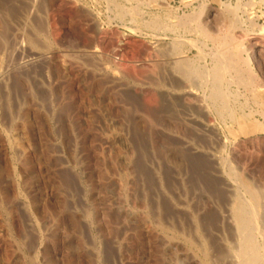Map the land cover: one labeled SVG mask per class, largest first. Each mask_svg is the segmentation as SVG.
<instances>
[{
	"label": "rangeland",
	"instance_id": "rangeland-1",
	"mask_svg": "<svg viewBox=\"0 0 264 264\" xmlns=\"http://www.w3.org/2000/svg\"><path fill=\"white\" fill-rule=\"evenodd\" d=\"M144 1L0 0V264H168L158 237L198 249L191 219L227 264L231 178L264 213V0ZM224 36L251 80L227 75L221 115L175 62L208 71Z\"/></svg>",
	"mask_w": 264,
	"mask_h": 264
},
{
	"label": "bare ground",
	"instance_id": "bare-ground-1",
	"mask_svg": "<svg viewBox=\"0 0 264 264\" xmlns=\"http://www.w3.org/2000/svg\"><path fill=\"white\" fill-rule=\"evenodd\" d=\"M144 1V0H143ZM153 1V0H152ZM163 1V0H162ZM251 1V0H250ZM145 2V1H144ZM249 2V1H248ZM252 2V1H251ZM141 3V2H140ZM164 3V2H163ZM162 3V4H163ZM112 4V3H111ZM148 4V3H146ZM161 4V3H160ZM248 4V3H247ZM251 5V4H250ZM10 6V5H9ZM145 6V5H144ZM148 6V5H147ZM247 7V6H246ZM245 7V8H246ZM6 8V7H5ZM4 9V8H3ZM117 9V8H116ZM166 9V7H165ZM133 9H129L127 10L128 13H130L131 15L136 14L134 11H132ZM164 10V9H163ZM5 11V10H4ZM229 11V10H228ZM121 13H123L124 11L121 8ZM140 12V11H139ZM127 13V12H126ZM165 13V12H164ZM163 13V14H164ZM228 13V12H227ZM230 13V12H229ZM235 13V12H234ZM249 13V12H248ZM125 14V13H124ZM167 14V13H166ZM6 15V14H5ZM120 15H118L119 17ZM127 16V15H125ZM124 16V17H125ZM137 16V15H136ZM164 16V15H163ZM167 18V15H165ZM121 17V16H120ZM123 17V16H122ZM183 17V16H182ZM187 17V16H186ZM192 18V17H191ZM181 19V18H180ZM225 19V18H224ZM192 20V19H190ZM194 20V19H193ZM232 20V19H231ZM188 21V20H187ZM186 21V22H187ZM237 21V20H236ZM180 23H186L184 20L182 22L179 21ZM190 22V21H189ZM193 22V21H192ZM178 23V21H177ZM214 23V22H213ZM238 23V22H237ZM252 23V22H251ZM171 24V23H170ZM175 24V23H174ZM188 24V23H186ZM230 24V23H229ZM176 26V25H174ZM183 26V25H182ZM181 26V27H182ZM231 26V25H230ZM173 27V26H170ZM180 27V28H181ZM189 27V26H188ZM205 27V26H204ZM152 28L154 29H158V28H164V30L167 28L166 23H164V20L161 19H157L153 22L152 24ZM235 28V27H234ZM173 30L175 28H172ZM189 29V28H188ZM187 29V30H188ZM205 29V28H204ZM160 30V29H159ZM4 31V30H3ZM162 31V30H161ZM171 31V30H170ZM7 33V32H6ZM13 33V32H12ZM164 33V32H163ZM167 33V32H166ZM178 37V36H177ZM233 37V36H232ZM204 38V37H203ZM175 40V39H174ZM182 40V39H181ZM185 41V40H184ZM188 41V40H187ZM234 40H231L230 36H224L221 38L217 39V44H218V49L212 53L213 56V67L209 68L208 71L205 70H201L200 68L196 69V63H195V67L188 66L187 60L184 59H179L180 61L175 62V70L176 73H178L184 80H188L189 78L192 79H196V80H202L204 83L210 87L209 90V102L211 101L214 105H216L215 108L218 109V111L220 112L221 115H225L229 113V100H230V95L228 96V94L225 92L228 88H226L224 90V82L226 84V82L229 79H225L227 77V75L229 74L231 79L237 80L238 83L240 84H244L247 85L249 83V81L251 80L250 77L248 76L250 73L245 72L244 69H242V67L240 66L238 62V59H241V56L238 58L237 56V52L235 53L233 51V47L237 45L233 43ZM31 42V41H30ZM49 42V41H48ZM193 42V41H192ZM40 43V42H39ZM185 43V42H183ZM188 44V42H186ZM240 43V42H239ZM49 44V43H48ZM193 44V43H192ZM32 45V44H31ZM177 45V44H176ZM191 45V43H190ZM37 46H40L39 44ZM45 46V45H44ZM173 46V44H172ZM179 46V45H178ZM188 46V45H187ZM194 46V45H192ZM36 47V46H33ZM180 47V46H179ZM173 48V47H172ZM176 49V47H174ZM173 48V49H174ZM182 48V47H181ZM217 48V47H216ZM235 48V47H234ZM11 49V48H10ZM183 49V48H182ZM180 49V50H182ZM177 50V49H176ZM240 50V49H239ZM246 50V49H245ZM3 51V50H2ZM237 51V50H236ZM179 52V51H178ZM176 52V53H178ZM201 52V51H200ZM203 52V51H202ZM250 54V53H249ZM93 56V55H92ZM183 56V55H182ZM204 56V54H203ZM205 57V56H204ZM159 58V57H158ZM200 58V57H199ZM204 59V58H203ZM201 60V59H200ZM194 62V61H193ZM199 62V60H198ZM148 63V62H147ZM200 63V62H199ZM190 64V63H189ZM244 66V61L242 63ZM149 66V65H148ZM199 66V65H198ZM162 68V67H161ZM173 68V67H172ZM144 69V68H143ZM155 69V68H154ZM204 69V68H203ZM106 71V70H105ZM7 72V71H6ZM6 75V74H5ZM113 75V74H112ZM254 77V76H253ZM179 78V77H178ZM229 78V76H228ZM248 78L250 80H248ZM227 80V81H224ZM195 80V81H196ZM195 81L193 83H195ZM191 82V81H190ZM230 82V81H229ZM235 82V81H234ZM201 84V82H199ZM236 84V83H235ZM198 85V84H197ZM229 86V85H228ZM202 87V86H201ZM253 87V86H252ZM203 88V87H202ZM205 88V87H204ZM253 90V89H251ZM162 91V90H161ZM206 91V90H205ZM204 91V92H205ZM246 91V90H245ZM136 92V91H135ZM152 91H148L145 92V94H143V96H145V98H148L150 100H153V102L157 101V96L156 94L151 93ZM231 92V91H230ZM156 93V92H155ZM172 93V92H171ZM2 94V93H1ZM205 94V93H204ZM253 94V92H252ZM239 95V93H238ZM236 97V96H235ZM238 97V96H237ZM251 98H253L251 96ZM159 99V98H158ZM233 99V97H232ZM231 99V100H232ZM230 100V102H231ZM236 99H234L235 101ZM159 101V100H158ZM206 101V100H205ZM233 101V100H232ZM238 101V98H237ZM254 102V99H253ZM201 103V102H200ZM196 104V103H195ZM210 104V103H209ZM212 104V105H213ZM233 104V103H232ZM213 108V107H212ZM231 108V107H230ZM209 109V108H208ZM157 110V109H156ZM211 110V109H210ZM200 111V110H199ZM206 111V110H205ZM214 111V110H213ZM217 111V110H216ZM5 112V111H4ZM206 113V112H204ZM211 113V112H210ZM217 113V112H216ZM234 116V115H232ZM220 117V115H219ZM225 118V117H223ZM231 118V117H230ZM233 118V117H232ZM195 122H197L195 120ZM199 123V122H198ZM186 124V123H185ZM25 126V125H24ZM210 129V128H209ZM214 130V129H213ZM210 132V131H209ZM214 133V132H213ZM208 138V137H207ZM10 141V140H9ZM10 143V142H8ZM13 143V142H12ZM15 143V142H14ZM14 145V144H13ZM225 145V144H223ZM226 146V145H225ZM193 148V147H191ZM22 149V148H21ZM116 150V149H115ZM130 151V150H129ZM119 152V151H118ZM25 154V153H24ZM121 154H119L120 156ZM217 155V154H216ZM116 156V155H115ZM226 157V155H224ZM221 157V156H220ZM223 157V156H222ZM126 158V156L124 157ZM221 159V158H220ZM222 159H226V158H222ZM222 161V160H221ZM226 163V161H225ZM227 164V163H226ZM224 165V164H223ZM226 166V165H225ZM223 172V170H222ZM230 172V173H229ZM131 173V172H130ZM227 173V172H226ZM228 175L234 177V175L236 176L237 174L232 173L231 169L229 171L228 169ZM238 176V175H237ZM236 176V177H237ZM125 178V177H124ZM231 178V177H230ZM231 179H235L232 180L234 181V183L236 184L235 187L230 186L232 188V190L230 191H234L232 198L230 200V205H229V209H228V214L227 217H229V219L231 220V224H232V229L230 228L229 231H231V237L233 239V243L234 245L229 247L226 246V244L224 242H222V240H220L223 244H225V246L223 244H221L222 246H224V251H225V259L221 258V261L223 260V262L227 263V264H264V248L262 246V244L259 242L258 238H262L264 241V227L261 226L262 223H264V213L260 214L261 212H259V208H260V204H261V198L259 196V194L256 192V190H254L253 187H251L250 185L238 180H236V178H231ZM136 180V179H135ZM230 180V179H229ZM118 181V180H117ZM135 182V181H134ZM230 183V182H227ZM233 184V182H232ZM228 186V184H226ZM120 187V186H119ZM125 187V186H124ZM230 188V189H231ZM119 189V188H118ZM239 190H243L245 197L239 196ZM119 191V190H118ZM133 191V190H132ZM120 193V192H119ZM118 194V193H117ZM121 194V193H120ZM158 195V194H157ZM241 195V194H240ZM118 196V195H117ZM122 196V195H121ZM143 196V195H142ZM120 197V196H118ZM127 197V196H126ZM229 197V196H228ZM159 198V197H158ZM154 199V198H153ZM142 200V199H141ZM229 200V198H228ZM161 202V201H160ZM179 202V201H178ZM145 203V202H144ZM228 203V202H227ZM200 204V203H199ZM229 204V203H228ZM160 205V204H159ZM136 207V206H135ZM147 207V206H146ZM209 207V206H208ZM222 208V207H221ZM164 209V208H163ZM151 210V209H150ZM193 210V209H192ZM189 211V210H188ZM127 212V211H125ZM124 212V213H125ZM151 212V211H150ZM160 212V211H159ZM213 212V211H212ZM119 213V212H118ZM130 213V212H128ZM148 213V212H147ZM159 214V213H158ZM173 214H175L173 212ZM180 214V212H179ZM187 214V212H186ZM209 214V213H208ZM207 214V215H208ZM127 215V214H126ZM136 215V214H135ZM134 215V216H135ZM140 215V214H139ZM143 215V214H142ZM171 215V214H170ZM263 215V217L261 216ZM132 216V215H131ZM132 216V217H134ZM138 216V215H136ZM188 216V215H187ZM123 217V216H122ZM138 222H139V226L140 228L145 232V233H150L152 232V227H150L148 222V218L145 214V216H138ZM184 218V216H182ZM204 217V215H203ZM206 217V215H205ZM224 217V216H223ZM137 218V217H136ZM166 218V217H165ZM200 218V217H199ZM202 218V217H201ZM135 219V218H134ZM188 219V218H186ZM190 219V218H189ZM222 219V218H221ZM89 220V219H88ZM99 220V219H98ZM153 220V219H152ZM162 220V219H161ZM228 220V219H227ZM227 222V226L230 224ZM96 221V220H95ZM121 221V220H120ZM192 221V222H191ZM190 223L193 224L194 230L193 232L195 233V238L198 242H200V247L198 249H196L195 244L190 241L187 240V238L185 239V242H182V246H180L177 241L176 238L171 237L168 234H163L162 236L158 237L160 238L159 241H161L162 243V247L165 248L164 252L166 250H168V253H172L173 251L180 249V251L178 252V254L175 255L177 256L175 259V261H169L168 264H212L211 263V259H210V252L208 251V249L206 248V246H204V243L200 240L199 236V230L202 228H199V225L197 226L194 219H191ZM223 221V220H222ZM171 222V221H170ZM188 222V221H187ZM197 222V221H196ZM262 222V223H261ZM161 223V222H160ZM189 223V224H190ZM124 224V223H123ZM261 224V225H260ZM170 225V224H168ZM209 225V224H208ZM219 225H221L219 223ZM99 226V225H98ZM137 226V225H136ZM153 226V225H152ZM155 226V225H154ZM164 226V225H163ZM130 227V226H129ZM157 227H161L157 226ZM156 227V228H157ZM167 227V226H165ZM182 227V226H181ZM162 228V227H161ZM169 228V227H168ZM206 228V227H205ZM136 229V228H134ZM158 229V228H157ZM160 229V228H159ZM178 229V228H177ZM223 229V228H222ZM56 230V229H54ZM141 230V231H142ZM183 230V229H182ZM185 230V229H184ZM207 230V229H206ZM165 230H163L164 232ZM172 231V229H171ZM139 232V231H138ZM160 232V231H159ZM158 232V233H159ZM169 232V231H168ZM192 232V233H193ZM202 232V231H201ZM193 233V234H194ZM217 233V232H216ZM220 233V232H219ZM141 234V233H140ZM213 234V233H212ZM134 235V234H133ZM158 235V234H157ZM173 235V233H172ZM210 235V234H209ZM217 235V234H215ZM227 235V234H226ZM142 236V235H141ZM140 236V237H141ZM230 236V235H229ZM144 237V236H143ZM150 237V236H149ZM218 237V236H217ZM137 238V237H136ZM157 238V237H156ZM157 238V239H158ZM219 238V237H218ZM217 238V239H218ZM148 239V238H147ZM180 239V238H179ZM221 239V238H220ZM141 240V239H140ZM146 240V239H145ZM215 240V237H214ZM219 240V239H218ZM112 241V240H111ZM156 241V240H155ZM181 242V240H180ZM178 243V244H177ZM232 243V244H233ZM228 244V243H227ZM124 245V244H123ZM159 245V244H158ZM199 245V244H198ZM116 248V247H115ZM151 248V247H150ZM154 248V247H153ZM159 248V247H157ZM119 249V248H118ZM140 249V248H139ZM216 249V248H215ZM154 252V251H153ZM158 252V251H157ZM162 253V252H161ZM167 253V254H168ZM174 253H172L173 255ZM161 255V254H160ZM169 255V254H168ZM155 256V255H154ZM167 256V255H165ZM174 257V256H173ZM163 258L165 259V257L163 256ZM30 260V259H29ZM100 260V259H99ZM225 260V261H224ZM32 261V260H31ZM168 261V260H167ZM159 262V261H158ZM164 263V261H163ZM159 264V263H158Z\"/></svg>",
	"mask_w": 264,
	"mask_h": 264
}]
</instances>
